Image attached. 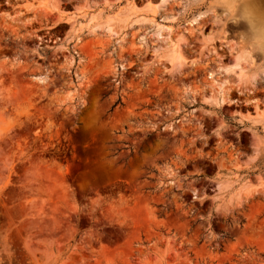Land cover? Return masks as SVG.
<instances>
[{"label": "rangeland", "instance_id": "obj_1", "mask_svg": "<svg viewBox=\"0 0 264 264\" xmlns=\"http://www.w3.org/2000/svg\"><path fill=\"white\" fill-rule=\"evenodd\" d=\"M211 2L0 0V264H264V81Z\"/></svg>", "mask_w": 264, "mask_h": 264}, {"label": "clouds", "instance_id": "obj_2", "mask_svg": "<svg viewBox=\"0 0 264 264\" xmlns=\"http://www.w3.org/2000/svg\"><path fill=\"white\" fill-rule=\"evenodd\" d=\"M208 9L213 24L223 31L228 24L237 26L233 40L246 53L248 65L242 83L255 88L264 81V58L255 59L256 54L264 57V0H212Z\"/></svg>", "mask_w": 264, "mask_h": 264}, {"label": "bare ground", "instance_id": "obj_3", "mask_svg": "<svg viewBox=\"0 0 264 264\" xmlns=\"http://www.w3.org/2000/svg\"><path fill=\"white\" fill-rule=\"evenodd\" d=\"M234 61H235V62H237L238 60H237V59H235Z\"/></svg>", "mask_w": 264, "mask_h": 264}]
</instances>
